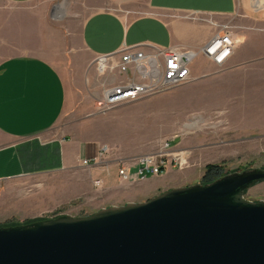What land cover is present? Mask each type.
I'll list each match as a JSON object with an SVG mask.
<instances>
[{
  "label": "crops",
  "instance_id": "1",
  "mask_svg": "<svg viewBox=\"0 0 264 264\" xmlns=\"http://www.w3.org/2000/svg\"><path fill=\"white\" fill-rule=\"evenodd\" d=\"M224 25L236 42L232 57L219 68L199 53L188 95L197 111L222 113L235 133L264 135V0H0V182L70 171L99 155L95 139L52 134L67 104L63 70L117 61L124 47L200 51ZM109 163L89 168L104 185L119 178ZM136 182L133 174L121 183Z\"/></svg>",
  "mask_w": 264,
  "mask_h": 264
},
{
  "label": "rangeland",
  "instance_id": "2",
  "mask_svg": "<svg viewBox=\"0 0 264 264\" xmlns=\"http://www.w3.org/2000/svg\"><path fill=\"white\" fill-rule=\"evenodd\" d=\"M95 61L84 73L63 70L67 104L52 131L54 137L97 140L109 148L105 161L117 164V175L122 162L157 153L165 140H173L174 151L187 150L190 161L182 169L169 170L131 187L119 178L113 184L95 187V175L81 165L70 171L0 182V227L65 215L91 216L126 203L131 195L152 186L161 188L159 195L199 185L210 166L223 167L229 174L264 169V135L235 133L222 122V113L197 111V103L188 95L193 85L103 110L100 103L112 75H101ZM219 122L222 124L216 126ZM245 200L264 201V181L249 189Z\"/></svg>",
  "mask_w": 264,
  "mask_h": 264
},
{
  "label": "water",
  "instance_id": "3",
  "mask_svg": "<svg viewBox=\"0 0 264 264\" xmlns=\"http://www.w3.org/2000/svg\"><path fill=\"white\" fill-rule=\"evenodd\" d=\"M264 169L146 202L0 227V264H264Z\"/></svg>",
  "mask_w": 264,
  "mask_h": 264
},
{
  "label": "built area",
  "instance_id": "4",
  "mask_svg": "<svg viewBox=\"0 0 264 264\" xmlns=\"http://www.w3.org/2000/svg\"><path fill=\"white\" fill-rule=\"evenodd\" d=\"M235 48L233 33L227 26L200 51L179 47L150 50L124 47L117 54V61L113 60V56L99 57L94 62L98 72L101 75H112L111 82L104 89L100 106L103 110H111L190 84L194 81L192 66L199 53L222 68L232 57ZM172 141L162 142L155 154L121 163L118 169L120 180L129 182L134 174L137 181L144 182L151 177L162 176L169 170L184 168L191 154L187 150L174 151ZM108 155L109 148L101 146L97 157L83 159L80 165L86 168L98 166ZM94 185L100 188L104 182L95 180Z\"/></svg>",
  "mask_w": 264,
  "mask_h": 264
},
{
  "label": "trees",
  "instance_id": "5",
  "mask_svg": "<svg viewBox=\"0 0 264 264\" xmlns=\"http://www.w3.org/2000/svg\"><path fill=\"white\" fill-rule=\"evenodd\" d=\"M226 175H229V173H226L223 167L210 166L206 171L201 185H210L218 181L219 179L225 177Z\"/></svg>",
  "mask_w": 264,
  "mask_h": 264
}]
</instances>
